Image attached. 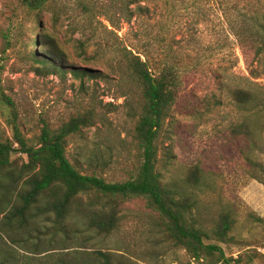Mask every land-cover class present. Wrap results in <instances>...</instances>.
I'll use <instances>...</instances> for the list:
<instances>
[{
	"label": "rangeland",
	"instance_id": "1",
	"mask_svg": "<svg viewBox=\"0 0 264 264\" xmlns=\"http://www.w3.org/2000/svg\"><path fill=\"white\" fill-rule=\"evenodd\" d=\"M126 1L53 0L36 14L19 0H0V141L13 140L16 121L38 146L44 126L56 131L92 114L91 126L68 137L66 156L84 175L112 183L134 178L142 164L135 129L143 96L118 48L147 49L155 68L175 66L182 81L158 140L163 183L195 202L190 215L207 232L230 212L235 240L219 243L226 255L258 252L250 264H264V223L257 221L264 219L263 123L252 118L251 144L232 135L230 126L241 115L226 92V74H235L231 84L264 86V56L261 65L249 67L253 57L228 37L214 0H149V15L131 24L118 7ZM43 57L56 60L61 71L50 74L38 63ZM256 67L257 79L250 75ZM254 92L264 96V89ZM11 161L20 170L28 157L15 152ZM78 202L82 211H74L64 228L54 230V214H40L41 231L17 236L10 264H84L99 252L115 264H204L165 238L144 198L118 199L119 225L109 233L89 228L87 217L108 201L83 195ZM205 243L218 244L213 237Z\"/></svg>",
	"mask_w": 264,
	"mask_h": 264
},
{
	"label": "trees",
	"instance_id": "2",
	"mask_svg": "<svg viewBox=\"0 0 264 264\" xmlns=\"http://www.w3.org/2000/svg\"><path fill=\"white\" fill-rule=\"evenodd\" d=\"M52 1L19 0L22 7L36 14L43 12ZM126 2L118 7L128 15L127 23L131 24L133 20L149 15V0ZM214 2L215 10H223L228 37L238 42L243 55L250 54L253 57L249 67L255 63L261 65L264 56V0ZM118 52L131 76L141 86L143 96L142 113L135 129L142 157L138 174L130 180L112 183L97 175H84L70 162L66 156L67 139L82 128L91 126L92 114L74 118L56 131L44 126L38 146L29 144V140L24 138L14 121L13 140L0 141V191H4L0 195V215H3L0 220V264H10L15 253L13 247L19 245L17 236L30 234L32 230L41 231L36 223L40 214H54V230L64 228L65 221L74 211H82L78 201L83 195H93L108 201V209L107 206L97 210L90 209L87 215L89 228L97 229L101 233H109L118 227V199L126 201L144 198L158 214V225L165 238L176 247L186 250L195 262L253 263L260 255L258 252L240 253L237 258L233 255L229 257L219 244H229L235 240L232 231L236 221L230 212H226L215 227L207 232L190 215L195 202L189 197L180 196L177 191L163 183V177L157 169L160 132L170 116L176 94L182 85L178 70L175 66L166 64L155 68L147 49L126 44L118 48ZM55 62L50 57H43L38 61L44 64L50 74L61 71V64ZM257 70L256 67L250 71L255 79L259 76ZM231 78H235V74H226V92H230V102L241 117L231 124L230 131L235 137H241L251 144L253 117L259 116L262 119L260 131H264V96L259 97L254 92L255 89H264V86L250 81L247 85L231 84L227 82ZM6 101L9 106H13L10 99ZM15 152L28 157V163L20 170L14 169L15 165L11 161V155ZM260 169L264 172V168ZM192 177L193 175L189 179ZM194 178L197 182L200 180L197 174H194ZM2 179L9 183L4 184ZM257 221L264 223L263 218H258ZM211 237L218 244L205 243V239ZM38 248L36 244L34 250ZM90 260L84 261V264H115L108 254L100 252ZM56 264L78 263L60 259Z\"/></svg>",
	"mask_w": 264,
	"mask_h": 264
}]
</instances>
